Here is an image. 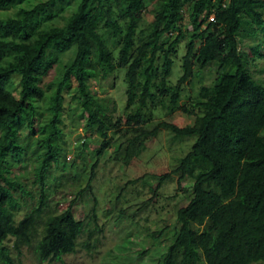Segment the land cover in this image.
I'll use <instances>...</instances> for the list:
<instances>
[{
	"label": "trees",
	"instance_id": "1",
	"mask_svg": "<svg viewBox=\"0 0 264 264\" xmlns=\"http://www.w3.org/2000/svg\"><path fill=\"white\" fill-rule=\"evenodd\" d=\"M56 2L0 0V10L17 9L0 17V239H27L31 234L40 263L49 256L59 261L75 252L79 238L95 222L94 210L87 223L76 217V200L60 213L48 204V175L67 156L63 102L74 80L73 99L80 110L75 119L84 120V132L95 135L83 139L78 152L83 155L94 146L87 190L119 126L133 133L124 147L125 165L161 129L176 138H194L177 167L158 177L157 188L173 174H179L178 184L191 182L190 199L176 211L158 264H264V137L259 135L264 130V84L251 76L246 55L239 50L242 29L254 36L264 27V0H59L58 10L50 11ZM72 3L71 13L60 17ZM149 6L153 20L143 26ZM57 18L62 25L53 22ZM181 43L182 75L170 86ZM263 46L250 51L258 54ZM72 50L74 58L62 65L59 56ZM210 64L220 71L215 82L199 89L192 110L180 106L181 87L193 77L194 67ZM118 69L125 70V108H135L113 123L87 83ZM165 101L169 113L193 115V124L179 128L160 122L148 129L142 110L156 102L164 107ZM21 132L27 134L23 141ZM22 164L31 167L29 181L14 171ZM61 179L53 178L54 187ZM135 181L140 179L130 183ZM164 233L151 236L159 241ZM49 244L60 247L44 255ZM0 262L16 264L7 249L0 252Z\"/></svg>",
	"mask_w": 264,
	"mask_h": 264
},
{
	"label": "rangeland",
	"instance_id": "2",
	"mask_svg": "<svg viewBox=\"0 0 264 264\" xmlns=\"http://www.w3.org/2000/svg\"><path fill=\"white\" fill-rule=\"evenodd\" d=\"M73 6L74 4L72 3L70 7H64V10L60 13V17H67L71 13ZM16 11L17 9L15 8L0 10V17L12 16ZM151 11L152 7L149 6L144 13L143 26L152 22L153 17ZM187 14L188 11L185 8L183 14L184 24L187 25L185 29L189 28ZM53 22L57 25L63 24V20L60 18H57ZM53 22H50V24ZM257 44H264V27L258 29L254 36L246 29H242L239 35L240 53L246 55L247 69L251 76L264 84V46L259 49L258 54H252L250 51V47ZM177 49L178 53L174 57V65L169 80L170 86L176 85L177 80L175 84H173V80L176 79L177 75L182 73L181 57L185 51L184 43H181ZM73 58V50L59 56L62 65L71 62ZM219 73L220 71L215 64H210L204 69L194 67L193 77L181 87L179 105H185L192 110L191 104L195 100L199 89L202 86L212 85L219 76ZM124 76L125 70L118 69L107 78L99 77L98 81L93 79L87 83L91 93L98 99L103 100L105 104V116L110 118L113 123L117 118L131 112L135 108V106H132L129 110L125 108L127 97ZM51 79L52 74L48 76L46 81ZM75 94L76 82L72 80L70 89L64 92L63 123L61 125L65 138L67 156L64 165H60L57 169L51 170L48 175V204H50L56 213H60L70 201L76 200L73 211L76 217L84 220L85 223L88 222V217L92 214V210L95 211L94 226L90 225L89 228L96 231L100 247L96 249L94 257H86L93 264H109L110 261L116 259L114 256L116 251L132 253L134 249L139 248L140 251L135 253V255L140 258H148L151 255V248L166 249V246L169 244L170 233H172L175 225L176 211L180 207L185 206L190 199L189 192L187 191L191 188V182L184 180L178 184L179 174H173L170 179L163 180L157 188L158 177L163 173H170L177 167L179 159L189 151L194 142V138H176L169 131L161 129L154 141L148 143L132 159L129 165H125L121 161L124 155V147L126 146L127 140L133 136V133L127 134L125 132L126 127L119 126L113 129V132H115L114 135L110 133L112 135L111 146L104 151L99 159L98 167L94 171L95 177L90 183V189L88 191H91L92 186L99 182L96 192L87 200L83 195L80 199H76L78 192H76L72 199H68V189L70 186L74 189L84 180L85 176L88 182L90 167L93 163L91 149L94 146L88 148L87 152L83 155L79 154L81 151L80 146L83 139L85 141L88 138H95L94 134L84 132V120L77 121L75 119L76 114L80 111L79 109H75L78 104L73 99ZM168 102L165 101L164 107L159 102L155 104L149 103L147 108L142 110L145 114L144 125L148 129H151L160 122L172 123L179 128L193 124L195 120L193 115H187L180 110L169 113V110L165 107L168 105ZM195 113H197L196 110ZM20 135L23 141V138L27 134L26 132H21ZM165 147L168 151L159 152V158L155 163H147V161L153 159L157 148ZM173 149H175V158L170 160L169 153ZM117 150L118 154H115ZM19 168L22 169L19 170ZM30 169L29 164H22L18 168L16 167L14 171L23 176V180L29 181L31 180V176L28 174ZM54 177L62 178L57 188L54 187ZM137 178L140 181L130 183ZM61 195L67 200L66 206L58 200V197ZM23 214L24 212H21L18 218H21ZM159 230H165L164 236L159 239L160 242L151 236L153 232ZM40 231L41 227L38 228L37 234L40 235ZM82 237H87V233L79 238L75 252L63 255L59 260V264H67V258L79 255V249L81 248L85 252L90 251L84 245H80L83 242ZM28 254L30 256L32 255L31 252ZM22 255L23 253H17L16 258L12 255L16 264H18L19 257ZM162 256H160L159 260ZM124 259L129 261V264H135L134 261L130 260L128 255H124ZM34 260L35 264H43L35 257Z\"/></svg>",
	"mask_w": 264,
	"mask_h": 264
},
{
	"label": "clouds",
	"instance_id": "3",
	"mask_svg": "<svg viewBox=\"0 0 264 264\" xmlns=\"http://www.w3.org/2000/svg\"><path fill=\"white\" fill-rule=\"evenodd\" d=\"M59 8V0H57L56 3L51 5L50 11H56ZM183 47V46H181ZM180 75L176 76V79L173 80V84H175L176 80H179ZM162 118V117H161ZM259 135L261 137H264V130H261L259 132ZM161 151H168V149L165 148H157L155 150V156L151 161H147V163H155L156 160L159 158L158 154ZM175 158V149H173L172 152L169 153V159H174ZM98 183L94 184L92 186V190L88 191L86 188L87 185V177L85 176L84 180L81 181L74 189L69 187V195L68 199H72L73 196H75L76 192L83 191V197L87 200L90 199L93 194L96 192ZM58 200L63 204L67 205V200L64 199L63 195L58 197ZM7 229H4L6 231ZM114 238V237H112ZM84 242V247L90 249V251L85 252L83 248L79 249V255L75 256H70L67 258V264H93L92 261L86 259L88 256H95L96 254V249L100 247V244L98 242V237L96 232L92 229H88V235L87 237H82L81 238ZM32 240L31 234L28 235L27 239H20L16 240L14 237H8L7 239H0V252H2L4 249H7L14 258H16L17 253H23L21 257H19L18 264H35L34 257L36 255L35 250L33 248L32 243L30 241ZM60 245H54V244H49L45 249H44V255H47L48 252L50 251H55L56 248H59ZM140 249H134L132 253H122V251H116L114 253V256L116 259L114 261H110L109 264H129V261H126L124 259V255H128L131 261H134L135 264H158L159 258L161 255H163V252L166 251V249L161 250L160 248H151L150 252L151 255L148 258H140L135 255V253L139 252ZM197 252H202V249H197ZM31 252L32 255L30 256L28 253ZM43 264H59V261L57 257L55 256H49L47 260L43 262Z\"/></svg>",
	"mask_w": 264,
	"mask_h": 264
},
{
	"label": "built area",
	"instance_id": "4",
	"mask_svg": "<svg viewBox=\"0 0 264 264\" xmlns=\"http://www.w3.org/2000/svg\"><path fill=\"white\" fill-rule=\"evenodd\" d=\"M209 19H210V21H213V16H211Z\"/></svg>",
	"mask_w": 264,
	"mask_h": 264
}]
</instances>
